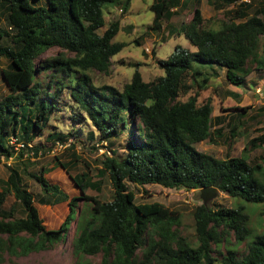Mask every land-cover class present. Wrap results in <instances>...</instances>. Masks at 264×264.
<instances>
[{
  "label": "trees",
  "instance_id": "obj_1",
  "mask_svg": "<svg viewBox=\"0 0 264 264\" xmlns=\"http://www.w3.org/2000/svg\"><path fill=\"white\" fill-rule=\"evenodd\" d=\"M190 1V18L174 31L170 18ZM206 1L214 9L233 4L215 29L202 26L199 0H152L149 9L153 18L148 28L159 31L164 21L167 35L181 34L195 49L189 51L176 44L166 58L157 60L162 75L143 81L135 69L129 81L116 89L94 86L86 72L108 73L111 57L125 46L112 41L117 21H111L101 34L97 29L104 24L105 5H120L124 13L130 0H0L4 20V26L0 25V56L6 60L5 66H0V79L8 90L0 98V156L19 159L21 152L7 143L9 136L30 143L41 135L48 120L63 110L69 114V129L47 133L52 145L58 141L72 150L76 141L105 144L95 180L87 170L70 173L71 164L87 166L73 153L71 162L65 163L55 154L49 167L41 165L35 172L18 164H4L7 175L4 189H0V256L24 255L60 242L69 221L78 220L76 202L83 200L88 213L77 222L71 245L78 254H99L95 264H212L216 259L211 244H220L228 233L235 242L249 240L246 251L239 255L234 248L225 247L220 264H264V231H250L242 203L216 209L196 205L192 210L195 239L191 242L179 232L176 209L157 202L134 203L126 186L129 182L188 190L211 186L219 178L217 190L229 197L264 203V152L251 161L246 155L247 150L259 146L264 150V131L249 138L239 156L217 158L193 146L204 139L213 142V135L218 134L210 130V99L198 104V91L206 88L215 68L223 71L229 84H244V76L250 72L247 61L255 58L259 37H264V3L251 11V0ZM51 47L70 55L58 52L39 59ZM256 61L264 65V60ZM194 64L208 66L202 69ZM42 73L47 77L44 86L40 84ZM191 90L192 94L179 100ZM63 91L66 97L60 101ZM247 108H237L239 116ZM84 123L95 132L88 129L80 141ZM229 136H235L233 127ZM29 149L36 156L40 148L32 145ZM53 167L61 180L72 183L79 196H69L48 181L46 174ZM24 176L38 184L41 194L37 201L26 188ZM103 176L111 186L107 201L85 193L87 188L97 191ZM8 195L13 206L4 208ZM60 205L62 210L63 205L67 208L63 219L56 228H46L50 215H61Z\"/></svg>",
  "mask_w": 264,
  "mask_h": 264
},
{
  "label": "rangeland",
  "instance_id": "obj_2",
  "mask_svg": "<svg viewBox=\"0 0 264 264\" xmlns=\"http://www.w3.org/2000/svg\"><path fill=\"white\" fill-rule=\"evenodd\" d=\"M150 3H152V0H130L128 8L124 13L119 11L120 5H105L103 8L104 24L97 29V33L101 34L111 21H117L118 30L113 36L112 41L124 42L125 46L111 57L108 73L104 74L92 69L86 72L90 76L94 86L111 85L116 89H121L122 85L129 81L135 69L140 73L142 80H151L163 74L162 69L156 64V60L166 58L169 53L172 52L176 44L189 51L195 49L181 34L176 35L173 32V34L167 35L168 28L165 26L164 21L159 31L150 30L148 28L153 18V11L149 9ZM250 3V10L252 11L253 9H257L261 3H264V0H251ZM197 6L203 18L202 26L215 29L221 21L227 18L225 10L233 7V4H229L221 9H214L206 0H199ZM192 7L193 5L190 1L183 10L178 11L176 15L170 18V26L174 31L178 29L181 22H185L190 18ZM251 11H249V13ZM0 25L4 26L3 17H0ZM58 52L70 55L57 47H51L41 53L39 59L53 57ZM257 59L264 60L263 36L259 37V46L257 47L255 58H251L247 61L246 67L250 69V72L244 76L243 85L235 86L229 84L224 79L223 71L219 68H215V73L210 74L206 88L198 91V104L204 102L206 98L210 99L212 106L210 130L212 133L218 134L213 135V142L204 139L194 143L193 145L196 150L217 158L239 156L243 153L242 148L247 143L248 139L264 131V65L258 64L256 61ZM5 64L6 60L0 56V66L4 67ZM194 66L207 69L206 66L208 65L194 64ZM214 67L216 66L214 65ZM258 67H261V69H258ZM39 77H41L40 84L44 86L47 81L46 75L42 73L39 74ZM45 89L53 91L51 87L45 86ZM7 92L6 86L0 79V98L7 94ZM192 92L193 90L179 96V100H184L189 94H192ZM60 97V101L63 100L62 98L66 97L64 91ZM246 106L248 107L246 112L239 116L241 112L237 108ZM74 112L79 118L80 114H78L76 110H74ZM81 115H83V113ZM68 122L69 114L67 110L56 113L48 120L47 126L40 131L41 135L35 136L31 141V145H38V148H40L39 152L42 153L38 152L36 156H33L29 148L22 149L18 151L21 152V157L19 159L11 157V159H8L6 162H1L0 189H4L3 182L7 175L5 165L11 164L16 166V164H18V167L22 168L25 166L28 171L35 172L41 165L49 167L52 164V156L55 154L65 163L72 161V153L78 155L87 166L85 167L82 162L71 164L70 173L74 174L87 170L92 176V180H95L96 178H94V175L96 169L99 167L98 160L101 158L100 155L105 153L104 142L93 144V142L76 141L72 150L65 145L58 151H50L52 149V144L50 140L46 138L47 133H52L56 130L65 133L69 129ZM232 127L235 133L234 137L229 136ZM83 128V131L79 135L80 141L84 140V133H86L88 129L91 128L94 131V129L89 126V124L86 125V123H84ZM117 147L119 151H121L120 147L122 146L119 145ZM246 152L248 159L251 161L252 159H256L264 150L259 146L249 149ZM26 161H28V163L24 164ZM46 178L50 183L58 184L69 196H79L78 190L72 183L59 178L57 168H51L50 172L46 174ZM23 180L26 188L33 194L34 201H37L41 194L38 184L28 179L26 176L23 177ZM126 186L128 194L131 196L134 203L157 202L168 209H176L180 214V234L187 240L194 242L192 210L196 205L202 202L198 189L185 190L184 188H165L157 184L138 186L129 182H126ZM85 193L96 197L100 201L109 200L111 197V186L107 176L102 177L97 191L87 188ZM237 203H242L245 206V213L247 214L246 225L250 231H252V233L264 231V203L251 204L240 202L239 199L231 198L224 192L217 190L214 196L206 201V206L213 209L218 207L230 208L234 207ZM11 205L13 206V198L11 195H8L5 198L3 206L4 208H8ZM76 205L78 220L74 219L69 221L70 223L67 224V229L65 230L66 236L60 242L46 249L32 251L24 255L3 253L0 256V264L97 263L99 254L83 255L73 251L71 240L77 230L76 224L78 221L86 218L88 213V205L83 200H78ZM59 207L61 208V215L57 216L54 212L55 210H51L50 212H54L55 215H50L49 224L46 228H56L63 219L64 214L67 212V208L65 205H63V210L62 205ZM16 210L17 214H20L18 207H16ZM47 210L48 208L45 209V211ZM49 213L46 212L45 214L49 215ZM45 214L43 216H45ZM248 240L249 239L242 242H235L232 233L223 235L220 244L216 246L211 244L212 255L214 259H216L212 264H220L219 258L221 253L224 252L225 247L234 248L238 255L244 253Z\"/></svg>",
  "mask_w": 264,
  "mask_h": 264
},
{
  "label": "clouds",
  "instance_id": "obj_3",
  "mask_svg": "<svg viewBox=\"0 0 264 264\" xmlns=\"http://www.w3.org/2000/svg\"><path fill=\"white\" fill-rule=\"evenodd\" d=\"M105 7V6H104ZM119 11H121L120 10V8H119ZM178 45V44H177ZM184 48V47H183ZM147 51V50H146ZM148 52H150V51H148ZM153 54V53H152ZM158 60V59H157ZM157 60H156V64H157ZM158 65V64H157ZM144 81V80H143ZM10 137H13L14 139H15V142L16 143H19V142H21V143H23V147H19V148H15V145L13 144V143H9V139H10ZM7 143L9 144V145H11L12 146V148L15 150V151H19V150H22V149H25L26 147H30V146H32L31 145V143L32 142H30V143H25L24 141H22V140H18L16 137H14V136H12V135H10L9 136V138L7 139ZM56 143H58V141H56L53 145H52V149L50 150V151H58V150H60L61 148H63L65 145H67L66 143L65 144H60V143H58V144H60L61 145V147L60 148H57V147H55L56 146ZM194 146V145H193ZM8 159H11V157L10 158H8ZM8 159H5L4 157H2V156H0V163L1 162H6ZM200 189V188H199ZM198 189V190H199ZM217 191V190H216ZM202 203V202H201ZM204 205V204H203ZM206 205V204H205ZM76 232H77V230H76ZM76 234V233H75ZM65 236H66V234H65ZM64 236V237H65ZM75 236V235H74ZM73 236V237H74ZM73 239V238H72ZM72 241V240H71Z\"/></svg>",
  "mask_w": 264,
  "mask_h": 264
},
{
  "label": "water",
  "instance_id": "obj_4",
  "mask_svg": "<svg viewBox=\"0 0 264 264\" xmlns=\"http://www.w3.org/2000/svg\"><path fill=\"white\" fill-rule=\"evenodd\" d=\"M219 180L220 179L218 178L211 186L202 187L199 189V196L201 198L202 204L205 205L206 201L214 196L218 187Z\"/></svg>",
  "mask_w": 264,
  "mask_h": 264
},
{
  "label": "built area",
  "instance_id": "obj_5",
  "mask_svg": "<svg viewBox=\"0 0 264 264\" xmlns=\"http://www.w3.org/2000/svg\"><path fill=\"white\" fill-rule=\"evenodd\" d=\"M9 143H13V144L15 145V148L23 147V143H21V142L16 143V142H15V139H14L13 137H10V139H9ZM55 147L60 148L61 145L58 144V143H56V146H55Z\"/></svg>",
  "mask_w": 264,
  "mask_h": 264
}]
</instances>
